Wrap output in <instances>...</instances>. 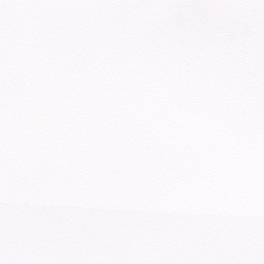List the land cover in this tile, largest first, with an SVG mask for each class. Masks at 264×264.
I'll list each match as a JSON object with an SVG mask.
<instances>
[{"label": "snow or ice", "instance_id": "6c2138e0", "mask_svg": "<svg viewBox=\"0 0 264 264\" xmlns=\"http://www.w3.org/2000/svg\"><path fill=\"white\" fill-rule=\"evenodd\" d=\"M0 264H264V0H0Z\"/></svg>", "mask_w": 264, "mask_h": 264}]
</instances>
